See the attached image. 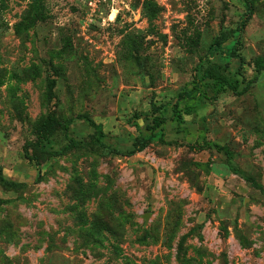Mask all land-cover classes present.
Here are the masks:
<instances>
[{"label":"rangeland","instance_id":"obj_1","mask_svg":"<svg viewBox=\"0 0 264 264\" xmlns=\"http://www.w3.org/2000/svg\"><path fill=\"white\" fill-rule=\"evenodd\" d=\"M252 1L0 0V264H264Z\"/></svg>","mask_w":264,"mask_h":264},{"label":"trees","instance_id":"obj_2","mask_svg":"<svg viewBox=\"0 0 264 264\" xmlns=\"http://www.w3.org/2000/svg\"><path fill=\"white\" fill-rule=\"evenodd\" d=\"M241 1H242V3L244 4V8H245V10H246V13H245V21H248V20L251 18L252 13H253V1H252V0H241ZM220 44H221V43H218V41H217L216 44H215V46L218 47ZM234 51H235V48L233 47L232 50H231V53H233ZM49 92H50V96H51V95H52V87L49 88ZM88 123H89V125L92 126V127H95V128L97 127V126H95V124H94L92 121H90V120H88ZM161 126H162L161 121H160V120H157V119H154V120H153V125H152V127L150 128V131H156L157 129L161 128ZM37 136H38V138H39V140H40L41 138L46 139V138L43 137V136H47V135H46V134H43V133H42V130L40 129V130L37 131ZM97 143H98L99 145H101V142H100V141H98ZM71 145L76 146V144H73L72 142H71ZM147 145H148V142H147L146 139H144V138H137V139L135 140V142L133 143V146H134V148H135L134 152H135V151L138 152V151H140V150L146 148ZM131 153H133V152H131ZM47 155H50V156H51V155L59 156L60 153H57V154H48V153H47ZM127 155H129V154H127ZM128 157H130V156H128ZM0 186H1L3 189H6V190H15V189L18 187V185H17L16 183L6 181V180L2 177L1 173H0Z\"/></svg>","mask_w":264,"mask_h":264}]
</instances>
